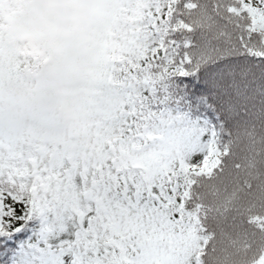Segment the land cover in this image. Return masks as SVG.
<instances>
[{
	"label": "snow or ice",
	"instance_id": "obj_1",
	"mask_svg": "<svg viewBox=\"0 0 264 264\" xmlns=\"http://www.w3.org/2000/svg\"><path fill=\"white\" fill-rule=\"evenodd\" d=\"M97 6L74 104L0 95V264H209L189 186L264 120V0Z\"/></svg>",
	"mask_w": 264,
	"mask_h": 264
},
{
	"label": "trees",
	"instance_id": "obj_2",
	"mask_svg": "<svg viewBox=\"0 0 264 264\" xmlns=\"http://www.w3.org/2000/svg\"><path fill=\"white\" fill-rule=\"evenodd\" d=\"M21 5L20 0H0V95L6 108L11 101L39 109L45 103L31 95L37 81L26 80L25 91L14 83L27 78L28 73L41 81L48 74L49 85L55 84L52 71L69 58L58 56L41 40L34 41L33 47L18 41L16 50L7 48L12 23L23 10ZM33 53L42 54L41 60L49 59L50 68L32 73L42 65L37 67ZM218 139L212 167L194 176L189 186V203L195 206L204 240L198 258L207 254L209 264H259L264 253V224L258 222L264 220V120L259 107L239 135Z\"/></svg>",
	"mask_w": 264,
	"mask_h": 264
},
{
	"label": "rangeland",
	"instance_id": "obj_3",
	"mask_svg": "<svg viewBox=\"0 0 264 264\" xmlns=\"http://www.w3.org/2000/svg\"><path fill=\"white\" fill-rule=\"evenodd\" d=\"M22 12L16 14L8 35L9 50H16L18 41L41 40L57 52L65 55L70 61L60 63L52 74L58 82L53 89L52 98L59 102L74 104L81 94V81H86L93 70L94 49L96 42L92 36H86L89 26L81 23L85 18L101 14V7L84 9L81 5L85 0H20ZM99 3L100 0H95ZM97 10V12H95ZM87 15V16H86ZM4 44H7L6 41ZM95 45V47H94ZM26 88V86H24ZM60 88V90H59ZM45 82L34 90L41 95L47 90Z\"/></svg>",
	"mask_w": 264,
	"mask_h": 264
}]
</instances>
